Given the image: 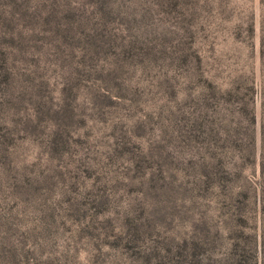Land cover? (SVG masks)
I'll return each mask as SVG.
<instances>
[{
	"label": "rangeland",
	"instance_id": "1",
	"mask_svg": "<svg viewBox=\"0 0 264 264\" xmlns=\"http://www.w3.org/2000/svg\"><path fill=\"white\" fill-rule=\"evenodd\" d=\"M0 264H264V0H0Z\"/></svg>",
	"mask_w": 264,
	"mask_h": 264
}]
</instances>
